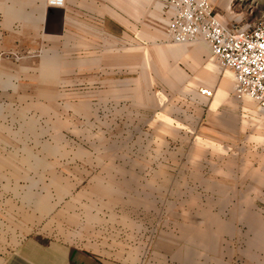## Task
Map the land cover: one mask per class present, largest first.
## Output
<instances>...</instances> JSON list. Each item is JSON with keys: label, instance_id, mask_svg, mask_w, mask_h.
<instances>
[{"label": "rangeland", "instance_id": "rangeland-1", "mask_svg": "<svg viewBox=\"0 0 264 264\" xmlns=\"http://www.w3.org/2000/svg\"><path fill=\"white\" fill-rule=\"evenodd\" d=\"M209 1L225 23L264 17V0ZM131 3L128 38L56 24L40 48L9 53L0 264L37 237L137 264H264V112L248 132L241 107L255 103L233 95L232 73L191 42L163 51L166 1Z\"/></svg>", "mask_w": 264, "mask_h": 264}, {"label": "crops", "instance_id": "crops-1", "mask_svg": "<svg viewBox=\"0 0 264 264\" xmlns=\"http://www.w3.org/2000/svg\"><path fill=\"white\" fill-rule=\"evenodd\" d=\"M105 1L111 2L112 10L109 15H104ZM120 1H127L129 4L121 8ZM132 1L65 0L63 8H56L62 10L60 26L49 15V7L46 4V0H0V83L1 80L7 78L9 53L20 56L25 49L34 50L40 48L43 46V42L48 41V35H55L52 34L54 32L52 28L56 24L57 32L76 31L80 33L97 32V25L100 24L102 30L111 34L112 37L120 36L128 38L129 35L126 34L128 30L125 28L124 20H120V15L122 12L128 19L133 17L134 7L132 3L130 4ZM162 13L164 19H166V26L168 12L164 9ZM88 17L91 19H88ZM94 27H96L95 30ZM164 31L166 35V27ZM161 43L165 44V46H162V49H165L163 51L169 50L171 52L173 48L169 47L168 44L173 45L175 42L169 40ZM191 43L186 46L189 54L191 53L196 58L208 62L213 61L219 71H226L220 69L216 61L212 58L206 43L200 40ZM171 53L169 55H172ZM180 56L181 54L178 57ZM215 78L216 75L211 79L215 80ZM213 83L214 81L211 82L207 78L204 83L198 86V90H212L214 87ZM198 95L205 98V95ZM241 112L249 115V119L247 120L250 124H247L246 127L249 129L247 130L248 132L255 133L260 128L259 125L262 127L261 112L258 110L256 104L254 105L244 101ZM29 241L23 243L2 264H137L134 259L128 257L122 259L120 255L104 254V252L93 247L83 245L76 247L63 241L42 237L33 238L31 240L32 242Z\"/></svg>", "mask_w": 264, "mask_h": 264}, {"label": "built area", "instance_id": "built-area-1", "mask_svg": "<svg viewBox=\"0 0 264 264\" xmlns=\"http://www.w3.org/2000/svg\"><path fill=\"white\" fill-rule=\"evenodd\" d=\"M46 4L63 8L65 0H46ZM165 8L170 40L206 43L220 69L232 73L233 95L253 100L264 112V17L253 22L225 23L214 13L209 0H167ZM200 93L211 95L207 89Z\"/></svg>", "mask_w": 264, "mask_h": 264}, {"label": "water", "instance_id": "water-1", "mask_svg": "<svg viewBox=\"0 0 264 264\" xmlns=\"http://www.w3.org/2000/svg\"><path fill=\"white\" fill-rule=\"evenodd\" d=\"M49 15H51V18L58 22V24L61 26V21H62V10L61 9H56L53 7L48 8ZM61 28V27H59Z\"/></svg>", "mask_w": 264, "mask_h": 264}]
</instances>
